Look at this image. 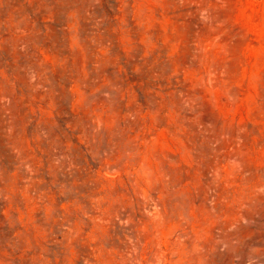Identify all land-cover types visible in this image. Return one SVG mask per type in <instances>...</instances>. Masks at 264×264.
Listing matches in <instances>:
<instances>
[{
    "label": "rangeland",
    "instance_id": "374dc122",
    "mask_svg": "<svg viewBox=\"0 0 264 264\" xmlns=\"http://www.w3.org/2000/svg\"><path fill=\"white\" fill-rule=\"evenodd\" d=\"M0 264H264V0H0Z\"/></svg>",
    "mask_w": 264,
    "mask_h": 264
}]
</instances>
